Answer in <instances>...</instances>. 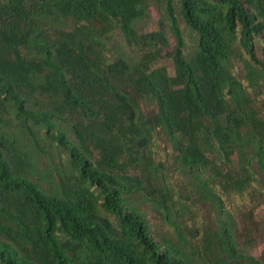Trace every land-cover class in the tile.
<instances>
[{"label":"trees","instance_id":"obj_1","mask_svg":"<svg viewBox=\"0 0 264 264\" xmlns=\"http://www.w3.org/2000/svg\"><path fill=\"white\" fill-rule=\"evenodd\" d=\"M156 1L0 0V264H264V0Z\"/></svg>","mask_w":264,"mask_h":264},{"label":"rangeland","instance_id":"obj_2","mask_svg":"<svg viewBox=\"0 0 264 264\" xmlns=\"http://www.w3.org/2000/svg\"><path fill=\"white\" fill-rule=\"evenodd\" d=\"M150 2H151V7L149 9V11H150L149 17L147 19H144L142 22H140V29L139 30L148 32V31L154 30L158 27L160 29H164L165 34L168 37V42L172 45L173 44V38L171 37L172 35L170 33L169 26L167 24V20L165 18H163L162 23H160V16L162 15L161 12L163 10L162 7L161 6L158 7L156 0H150ZM177 11H179V9ZM179 21L183 25L184 22H183L181 17H180ZM138 25H139V23H138ZM112 36L117 38V41H113V43L111 42L112 46H119V48H122V50L123 49L126 50V53L129 54L130 57L136 56L135 49L132 50L129 46L126 45L125 38L123 37V34H121L120 32H115ZM165 49H167V48H165ZM187 49H189V47H187ZM157 151H159V154L157 157L163 161H166L167 162L166 164H169L170 158L169 157L167 158L168 155L165 153V150H163L161 148V149H158ZM161 178L163 179L162 184L165 183V185H167L169 187V189L172 191V196H174L177 200L178 199L180 200L181 195H179L178 192L180 190L184 191L183 190L184 185L189 184L188 178H185L184 176L182 177L181 174L174 173V172L171 173L170 177L167 178V180L164 179L163 176ZM188 188L190 189L191 186L188 185ZM191 190H193V189H191ZM250 198H251V196H249L248 193H246V192L242 195L234 194L230 198H228V204L232 205L234 209L240 208L239 210L243 209L245 211L246 209H249V207H250V204H251ZM185 199H187V198H185ZM192 207H193L192 208L193 213L196 214V217L194 218L195 222L201 221L204 217H206L207 213L211 212L208 209V207H205L203 209H199L197 206H192ZM147 211L151 212V215H152L151 217H153V215L155 214L154 210H152V206H151V210L148 209ZM254 214L256 217H262V214H264V203L256 208V210L254 211ZM188 215H190V214L187 213V216ZM208 215H210V214H208ZM212 216H214V215H212ZM189 220L191 221L192 219H189ZM154 227L156 230H159V231L168 230L167 226H163V228L161 229L160 224L157 225L155 222H154ZM255 243H256V246H258L260 244V240L256 239ZM256 248H258V247H256Z\"/></svg>","mask_w":264,"mask_h":264}]
</instances>
